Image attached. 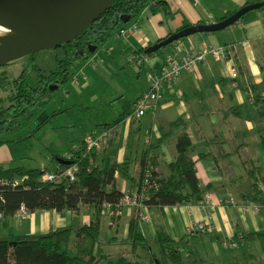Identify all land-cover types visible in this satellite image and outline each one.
I'll use <instances>...</instances> for the list:
<instances>
[{
  "label": "crops",
  "instance_id": "crops-1",
  "mask_svg": "<svg viewBox=\"0 0 264 264\" xmlns=\"http://www.w3.org/2000/svg\"><path fill=\"white\" fill-rule=\"evenodd\" d=\"M164 1L168 12L152 15L146 10L126 27L138 25L139 33L118 37V31L100 46L106 48V44L114 41L121 53L116 48L107 50L105 56L96 51L88 59L94 68H101L97 73L86 74L87 81L83 78L80 81L82 68L73 76V85L79 87L80 95L83 89L91 88L95 74L109 73L111 62L132 56L135 57V61L131 59L133 64L151 63L146 80L142 70L132 68L137 82L141 79L144 82L135 98L120 97L119 103H129L134 111L137 101L150 90L148 75L162 73L167 54L173 53L181 62L187 54L207 48L219 49L221 53L208 55L193 74L183 73L171 87L165 85L163 99L142 118L133 115L117 126L105 124L102 135H87L83 140L88 136L102 140L98 149L88 151L96 156L99 167L106 161L123 166L120 168L127 176L120 170L115 178L118 189L126 194L137 191L143 157L152 159L159 177L167 179L171 175L170 165L177 158V142L181 135H188L203 197L209 195L215 210L211 213L198 202L153 207L148 210V223L138 221V231L150 243L157 242L162 234L170 237L180 247L182 264H264V7L248 13L226 31L198 34L176 42L166 55L146 57L145 53L171 34L192 25L216 24L264 0ZM233 69L237 70L236 79ZM90 102H94V97ZM123 111H117L115 122ZM6 160L14 163L11 157ZM50 170L54 171L55 166ZM255 183L260 191L258 196L253 194ZM208 213L212 214L211 220L207 219ZM137 219L135 210L125 208L114 220L110 209H105L100 248L110 256L109 261L125 255L132 264H139L143 259L151 264L150 253L146 252V256L139 247L134 249L130 244V224ZM94 220L95 211L90 206H82L77 213L39 211L25 216L17 214L10 220L0 219L6 224L0 232L5 240L32 239L61 229H78ZM205 222L214 226L212 233L194 231L195 226ZM252 234L263 236L247 240ZM122 246L130 247L131 252Z\"/></svg>",
  "mask_w": 264,
  "mask_h": 264
},
{
  "label": "trees",
  "instance_id": "trees-1",
  "mask_svg": "<svg viewBox=\"0 0 264 264\" xmlns=\"http://www.w3.org/2000/svg\"><path fill=\"white\" fill-rule=\"evenodd\" d=\"M146 10L152 15L168 12L164 0H117L80 38L56 50V68L48 73L38 70L41 74L37 82L29 79L26 72L12 81L7 73L0 74V91L9 92V103L0 108V135L15 130L22 119H18L20 116L28 119L37 114L45 104L43 97L50 92L51 86L57 85L59 88L73 78L82 68L84 61L93 55L89 45L99 48L115 32H120L132 21L138 20ZM121 16H129L130 23H122ZM170 47L165 48L162 55H166ZM152 55L146 54V57ZM0 101L5 102V100ZM124 104V111L117 122L106 127L120 125L125 119L135 115V106L133 111L129 103L124 102ZM176 150L177 158L170 165L171 175L165 180L159 177L152 159L143 157L141 161L136 192H140L144 187V177L147 174H151L152 179L158 184V189H148L150 200L147 204L150 208L183 206L203 200L195 162L191 159L192 142L188 135H181ZM59 160L69 164H61ZM54 161L56 162L54 171L0 166L2 219H12L22 207L31 214L39 211L77 213L82 206H90L95 211V220L90 225L78 229H61L32 239L0 240V264H100L102 261H109L110 256L100 248L101 218L105 214L106 205H110L118 212L125 209L120 205L125 193L118 189L115 178L120 170L127 176L122 170L123 166L106 161L99 167L96 164V156L88 152L85 140L79 143L67 158L55 157ZM70 169L74 171V182H70L66 177L56 181L42 179L47 172L62 175ZM253 187V194L258 196L260 191L257 183ZM138 221L139 218L130 224V244L134 249L142 245L148 251L151 249V243L138 231ZM262 236V234H252L247 240ZM157 242L161 243L163 257L172 259L174 264H182L178 244L165 234L160 235ZM150 259L151 264H162L153 254ZM117 263L132 264L126 260L125 255Z\"/></svg>",
  "mask_w": 264,
  "mask_h": 264
},
{
  "label": "rangeland",
  "instance_id": "rangeland-1",
  "mask_svg": "<svg viewBox=\"0 0 264 264\" xmlns=\"http://www.w3.org/2000/svg\"><path fill=\"white\" fill-rule=\"evenodd\" d=\"M106 46V48H98L97 51L105 56L107 50L116 48L121 53L117 42L111 41ZM164 51L165 49H162L153 56H162ZM55 55L56 50L35 53L8 64L4 69H0V74L7 73L12 81L19 78L24 71L29 79L37 82L41 74L38 70L48 73L56 68ZM131 59L132 56L117 60L116 63L111 62L113 65L109 73L95 74L88 91L80 88L82 90L80 92H83L81 95L79 87L73 85L72 78L60 85L58 89L50 90L44 95L45 104L37 114L28 119L20 116L18 119L22 118L25 122L21 119L15 130L0 135V147H3L0 149V166L50 170L56 165L55 157L67 158L65 155L81 143L87 135L94 134L99 137L104 125L114 124L118 117L117 111H123L125 104L119 103L120 97L124 95L126 99L133 100L144 87L143 79L146 80L151 63L147 61L133 64ZM108 65L110 63L106 66ZM98 68H94L91 61L85 60L79 74L80 81L82 78L87 81L86 74L92 71L97 73ZM132 68L142 70L143 79L140 82H137V75L133 73ZM8 96L9 92L0 91V100H5L2 103L0 101V108L7 106ZM92 97L94 102H90ZM46 120L48 121L44 124ZM10 157L14 160L12 164L6 160ZM198 203L201 205V202ZM5 225L4 221H0V230H4ZM0 233V240H5L3 232ZM160 245L159 242L151 243L153 252L147 251L142 245L139 246V250L146 256L150 253L149 259L153 254L162 264H174L172 259L162 256ZM121 248L128 253L131 252L130 247L122 246ZM178 251L181 253L180 248ZM119 259L117 256L100 264H118ZM139 264H148V260L146 262L143 259Z\"/></svg>",
  "mask_w": 264,
  "mask_h": 264
},
{
  "label": "water",
  "instance_id": "water-1",
  "mask_svg": "<svg viewBox=\"0 0 264 264\" xmlns=\"http://www.w3.org/2000/svg\"><path fill=\"white\" fill-rule=\"evenodd\" d=\"M24 1L41 10L38 21L25 15L18 4ZM117 0H0V26L12 29L11 37H0V68L41 51L57 50L68 45L94 25ZM264 7V3L246 6L234 15L216 24H198L187 27L166 39L153 44L146 54H155L176 42L198 34H214L226 31L252 11ZM120 21L128 24L129 16ZM94 54L98 47L89 45ZM58 89L51 86L50 90ZM61 164H69L60 161ZM12 245V244H11Z\"/></svg>",
  "mask_w": 264,
  "mask_h": 264
},
{
  "label": "built area",
  "instance_id": "built-area-1",
  "mask_svg": "<svg viewBox=\"0 0 264 264\" xmlns=\"http://www.w3.org/2000/svg\"><path fill=\"white\" fill-rule=\"evenodd\" d=\"M138 25H134L131 28H124L122 29L118 37H126L129 34H132L133 32L139 33ZM221 53V50L219 49H204L199 53L196 54H187L181 62H178L173 53L168 54L165 58V68L162 70V73L160 75H156L155 73H151L148 75V78L150 80V90L149 92L142 96L137 103L135 104V116L136 118H141L145 115L146 111L150 107L157 106L158 103L163 99L162 94V88L166 85L168 87H171L177 79L180 77L183 73H189L193 74L196 71V68L201 65L203 62H205V59L208 55L214 54L219 55ZM132 61H135V57H132ZM233 78H237V70H232ZM85 143L88 147V151H91L92 149L96 148L98 149L101 146L102 140L95 138L94 136H88L85 139ZM68 178L70 182L75 181L74 171L73 169L68 170L66 173L62 175H57L54 172H49L46 175L43 176V181H56L58 179L62 178ZM149 188H156L158 189V184L156 181L152 179L151 174H147L144 177V187L141 188L140 192H135L133 194L126 193L124 197L121 199L120 205L123 208L131 209V210H137L139 213V220L142 223H148L150 221V216L148 214L149 205L147 204V201L150 200L149 196ZM201 202V207L204 209H210V212L212 213L215 210V205L211 202V199L209 195H205L203 197V200ZM105 208L110 209V217L116 220L120 217L121 212L114 211L110 205H106ZM207 214V219H212V214ZM20 215H28V211L25 207H22L19 211ZM3 217L0 216V219ZM214 230V226L209 223L205 222L202 224H199L198 226L194 227V231L197 232H203V233H212Z\"/></svg>",
  "mask_w": 264,
  "mask_h": 264
},
{
  "label": "bare ground",
  "instance_id": "bare-ground-1",
  "mask_svg": "<svg viewBox=\"0 0 264 264\" xmlns=\"http://www.w3.org/2000/svg\"><path fill=\"white\" fill-rule=\"evenodd\" d=\"M18 7L21 9V11L25 15L36 19V21L38 23H41L42 25H47L46 21H40V20L38 21V16L41 14V10L39 8H37L36 6H33L29 3L21 1L18 4ZM11 36H12V29H10L8 27L0 26V37H11Z\"/></svg>",
  "mask_w": 264,
  "mask_h": 264
},
{
  "label": "flooded vegetation",
  "instance_id": "flooded-vegetation-1",
  "mask_svg": "<svg viewBox=\"0 0 264 264\" xmlns=\"http://www.w3.org/2000/svg\"><path fill=\"white\" fill-rule=\"evenodd\" d=\"M0 69H4V67L0 68Z\"/></svg>",
  "mask_w": 264,
  "mask_h": 264
}]
</instances>
